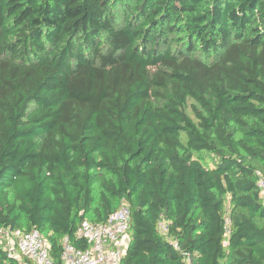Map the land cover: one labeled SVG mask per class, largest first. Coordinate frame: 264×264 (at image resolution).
I'll list each match as a JSON object with an SVG mask.
<instances>
[{"label":"trees","instance_id":"obj_1","mask_svg":"<svg viewBox=\"0 0 264 264\" xmlns=\"http://www.w3.org/2000/svg\"><path fill=\"white\" fill-rule=\"evenodd\" d=\"M263 177L264 0H0V231L64 264L125 206L120 264H264Z\"/></svg>","mask_w":264,"mask_h":264},{"label":"built area","instance_id":"obj_2","mask_svg":"<svg viewBox=\"0 0 264 264\" xmlns=\"http://www.w3.org/2000/svg\"><path fill=\"white\" fill-rule=\"evenodd\" d=\"M259 185L264 200V177L260 179ZM129 225L130 211L125 206L111 214L105 223L84 221L78 234L85 238L90 246L86 249L77 248L65 239L62 254L64 264H120L129 243ZM160 225L165 232V224L161 222ZM0 234V242L6 244L11 255H26L36 264H54L50 246L38 229H16L12 232L2 229Z\"/></svg>","mask_w":264,"mask_h":264},{"label":"rangeland","instance_id":"obj_3","mask_svg":"<svg viewBox=\"0 0 264 264\" xmlns=\"http://www.w3.org/2000/svg\"><path fill=\"white\" fill-rule=\"evenodd\" d=\"M0 239H2V235L1 234H0ZM129 240H130V237H129ZM16 256H20V254H17Z\"/></svg>","mask_w":264,"mask_h":264}]
</instances>
